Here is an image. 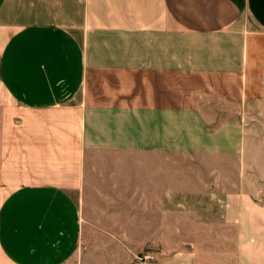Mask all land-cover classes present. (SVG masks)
Returning <instances> with one entry per match:
<instances>
[{
    "label": "crops",
    "instance_id": "1",
    "mask_svg": "<svg viewBox=\"0 0 264 264\" xmlns=\"http://www.w3.org/2000/svg\"><path fill=\"white\" fill-rule=\"evenodd\" d=\"M0 264H264V0H0Z\"/></svg>",
    "mask_w": 264,
    "mask_h": 264
},
{
    "label": "built area",
    "instance_id": "2",
    "mask_svg": "<svg viewBox=\"0 0 264 264\" xmlns=\"http://www.w3.org/2000/svg\"><path fill=\"white\" fill-rule=\"evenodd\" d=\"M156 256L155 253L151 250H144L137 254L136 260L141 263H147L150 261L155 260Z\"/></svg>",
    "mask_w": 264,
    "mask_h": 264
}]
</instances>
